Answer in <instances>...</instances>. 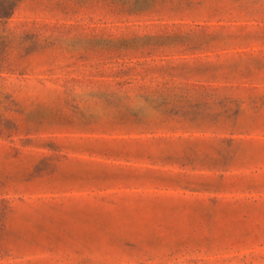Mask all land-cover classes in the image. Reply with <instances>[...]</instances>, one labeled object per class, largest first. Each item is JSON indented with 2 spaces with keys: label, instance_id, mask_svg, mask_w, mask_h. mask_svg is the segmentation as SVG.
I'll return each instance as SVG.
<instances>
[{
  "label": "rangeland",
  "instance_id": "1",
  "mask_svg": "<svg viewBox=\"0 0 264 264\" xmlns=\"http://www.w3.org/2000/svg\"><path fill=\"white\" fill-rule=\"evenodd\" d=\"M0 264H264V0H0Z\"/></svg>",
  "mask_w": 264,
  "mask_h": 264
}]
</instances>
